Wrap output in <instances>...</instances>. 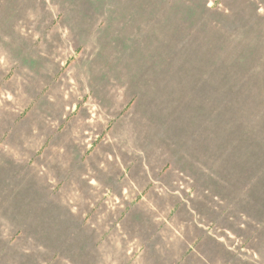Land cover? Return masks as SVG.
<instances>
[{
	"label": "rangeland",
	"instance_id": "rangeland-1",
	"mask_svg": "<svg viewBox=\"0 0 264 264\" xmlns=\"http://www.w3.org/2000/svg\"><path fill=\"white\" fill-rule=\"evenodd\" d=\"M0 264H264V0H0Z\"/></svg>",
	"mask_w": 264,
	"mask_h": 264
}]
</instances>
